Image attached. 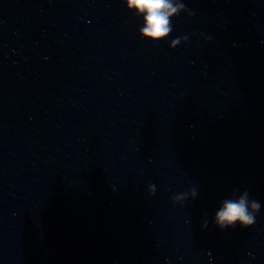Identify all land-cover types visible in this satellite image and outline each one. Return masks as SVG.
<instances>
[{"label": "clouds", "instance_id": "clouds-1", "mask_svg": "<svg viewBox=\"0 0 264 264\" xmlns=\"http://www.w3.org/2000/svg\"><path fill=\"white\" fill-rule=\"evenodd\" d=\"M127 9L134 10L135 14L142 17L143 26L139 34L149 41H160L169 37L173 31L172 17L179 16L186 5L183 0H125ZM180 37L173 39V46L178 43ZM155 185L150 186V191ZM190 195L195 198L198 193L191 189ZM173 201L183 202L185 194H176L171 197ZM251 209V210H250ZM261 204L258 200L249 199V191L245 190L238 199H225L222 206L215 214V224L220 229H227L239 225L248 228L256 221V215L260 212ZM207 227V222L202 225Z\"/></svg>", "mask_w": 264, "mask_h": 264}]
</instances>
